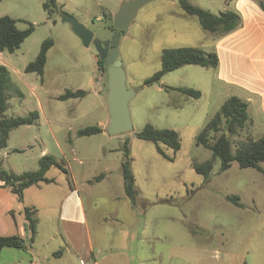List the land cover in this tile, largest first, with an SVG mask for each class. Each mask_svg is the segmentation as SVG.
I'll return each mask as SVG.
<instances>
[{"label":"rangeland","instance_id":"1","mask_svg":"<svg viewBox=\"0 0 264 264\" xmlns=\"http://www.w3.org/2000/svg\"><path fill=\"white\" fill-rule=\"evenodd\" d=\"M44 1L0 0V17L15 19L18 30L33 26L32 34L14 53H0V65L8 69L13 88L22 94L20 98L12 91L7 93L4 116L23 117L33 111L39 114L36 123L10 133L2 151L6 154L1 158L3 168L17 174L32 172L38 168V159L49 155L64 160L77 182L88 179V188L81 186L80 196L92 227L95 254H105L114 247L123 249L129 260L137 251L144 259L142 264H264V163L260 164L263 172L241 169L236 162L220 171V162L215 159L207 179L194 170V165L212 160L211 152L196 144L197 135L236 88L219 81L216 68L194 65L143 85L160 70L163 50L196 48L214 52L211 36H215L204 32L197 18L186 15L176 0H152L142 6L128 29L119 33L117 46L126 88L141 87L128 102L132 129L109 135V113L103 98L107 92L106 71L97 66L93 45L84 47L58 13L75 18L95 38L108 40L113 33L112 19L126 0H56L60 11L51 16L43 10ZM188 1L215 15L234 11L242 19L230 4L233 0ZM252 1L259 8L263 0ZM48 39L53 46L47 52L42 78L25 73V67ZM176 88L199 91L200 97L185 96ZM66 90H82L84 96L56 100ZM250 115L254 124L249 118V126L230 137L232 150L247 137H261L264 119ZM147 124L176 131L180 149L174 152L161 145L160 153L152 143L132 137ZM95 126L102 132L76 135L79 129ZM220 134H212L210 142ZM125 141L138 194L134 207L122 185ZM45 149L48 152L39 156ZM46 177L54 182L39 185L41 189L27 188L23 195L24 201H35L41 217L57 206L66 180L56 167L50 168ZM52 213L56 214V209ZM140 228L144 242L130 244L127 237L138 234ZM153 253L155 261L151 260Z\"/></svg>","mask_w":264,"mask_h":264},{"label":"trees","instance_id":"2","mask_svg":"<svg viewBox=\"0 0 264 264\" xmlns=\"http://www.w3.org/2000/svg\"><path fill=\"white\" fill-rule=\"evenodd\" d=\"M176 1L179 8L186 15L197 18L199 26L204 32L212 34L215 37L225 36L236 30L241 24L239 15L234 11L226 10L215 15L209 11L193 6L188 0ZM258 6L264 12V0L259 1ZM43 10L48 16L60 11L56 0H45L43 3ZM16 22L15 19L8 16L0 17V53H14L23 41L32 34V25L29 24L24 30H18L15 27ZM110 29L114 32L112 26ZM52 46L53 44L50 39L43 41L34 61L25 67L24 72L34 73L42 78L47 60V52ZM96 57L97 66L106 71L103 62L98 59L97 55ZM160 63V70L146 79L143 85L148 86L157 83L165 74L185 65H194L205 69L216 68L218 65V58L215 53H205L196 48H173L162 51ZM175 90L194 99L200 97V92L192 89L176 88ZM9 91H12L20 98L22 97V94L13 88L8 69L0 65V151L6 148L9 134L13 130L19 127L32 125L39 119V114L36 111L30 112L23 117H5L7 93ZM83 96L84 91L82 90H66L63 94L58 96L57 100L65 101L68 99L81 98ZM249 123L250 119L247 114V103L238 97H229L196 137V144L208 149L212 154V160L200 165H194L195 172L204 179H207L215 159H218L220 162V171L228 170L231 163L236 162L241 169L251 168L258 172H263L260 164L264 163V131L260 138L253 139L247 137L246 141L240 143L232 150L230 137L240 133L249 126ZM101 132V129L97 126L86 127L79 129L76 135L78 137H83ZM219 132H221V134L211 143V135ZM136 137L152 143L160 153H162L160 148L161 145L172 149L174 152L180 149L179 135L176 131L171 129H157L147 124L140 133L136 134ZM37 163V170L15 174L6 171L0 159V181L3 183V187L9 189L11 194H13L20 203L23 202V191L25 189L39 184H50L54 182V180L46 177V173L50 168L56 167L67 177H70L69 170L65 167L64 160L58 161L52 156L44 155ZM130 163L131 158L128 143L125 141L122 146L121 163L123 191L131 206L134 207L138 194L134 187L135 179L130 169ZM99 178H101V176H98L97 179ZM229 200L232 199L230 198ZM23 216L27 224L28 242L23 245L24 239L20 236L0 235V252L5 248L21 250H28L31 248L36 234V209L29 206L24 207ZM60 254L61 251L56 252V255Z\"/></svg>","mask_w":264,"mask_h":264},{"label":"crops","instance_id":"3","mask_svg":"<svg viewBox=\"0 0 264 264\" xmlns=\"http://www.w3.org/2000/svg\"><path fill=\"white\" fill-rule=\"evenodd\" d=\"M230 4L239 12L241 24L225 36H211L214 52L210 53H215L218 58L217 79L237 89L232 96L247 103V114L252 125L254 120L250 117L251 113L255 117L259 116L261 120L264 119V12L252 0H233ZM98 79L102 81L101 77ZM60 95L55 97L56 100ZM2 151L0 159L6 155ZM47 152L46 149L42 150L39 156ZM71 153L74 155L73 150ZM10 170L17 174L13 169ZM69 173L70 177L65 175L59 203L55 208L50 207L42 217L35 201H24L23 197V202H18L0 181V235H17L24 239L23 208L26 206L36 209L37 219L31 248L14 249L15 252H8L12 248L2 249L0 264H26L27 260L28 264H142L144 259L137 251L133 253L131 261L121 248L117 250L111 247L105 254L94 253L96 243L92 238V227L83 197L80 196V187L89 185L90 181L84 179L79 183L70 171ZM39 185L35 187L39 188ZM53 209H56V214L52 213ZM142 233L140 228L139 233L130 235L127 241L130 244H142ZM21 251L23 254H18ZM57 251H61V254L56 255ZM171 257L174 258L175 254H171ZM151 260L155 261V253Z\"/></svg>","mask_w":264,"mask_h":264},{"label":"water","instance_id":"4","mask_svg":"<svg viewBox=\"0 0 264 264\" xmlns=\"http://www.w3.org/2000/svg\"><path fill=\"white\" fill-rule=\"evenodd\" d=\"M150 1L152 0H126L122 2L112 19L114 32L108 40L95 38L93 32L80 24L75 18L62 12L58 13L62 22L70 24L71 30L80 39L84 47L93 45L98 59L104 64L107 76V92L103 95V98L106 101L109 113V127L107 130L109 135L131 131L132 125L128 102L141 90V87L129 90L125 86V74L117 53L118 36L120 32L128 29L137 11ZM132 137H136V134H132ZM23 227V245H25L28 242L27 224L25 223Z\"/></svg>","mask_w":264,"mask_h":264}]
</instances>
